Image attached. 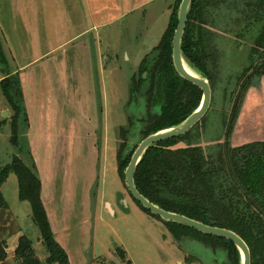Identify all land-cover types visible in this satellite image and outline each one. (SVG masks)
I'll use <instances>...</instances> for the list:
<instances>
[{
    "label": "rangeland",
    "instance_id": "obj_1",
    "mask_svg": "<svg viewBox=\"0 0 264 264\" xmlns=\"http://www.w3.org/2000/svg\"><path fill=\"white\" fill-rule=\"evenodd\" d=\"M175 2L0 0V78L19 79L28 118L22 141L29 146L52 232L69 264H186L178 245L203 262L212 256L197 241L174 242L161 222L134 203L117 172V133L126 125L130 78L158 45ZM234 15L214 30L215 90L204 123L192 131L200 133L203 148L225 141L233 97L240 94L237 85L249 66V47L236 39ZM248 80L231 126L233 147L256 141L245 134L246 127L259 130L264 93L258 92L261 81L253 87ZM11 116L0 87V166L16 154L9 143ZM130 144L138 146L136 135ZM1 193L7 208L0 210V236L10 257L2 264H14L12 247L23 235L44 262L46 249L29 204L18 200L14 175Z\"/></svg>",
    "mask_w": 264,
    "mask_h": 264
},
{
    "label": "trees",
    "instance_id": "obj_2",
    "mask_svg": "<svg viewBox=\"0 0 264 264\" xmlns=\"http://www.w3.org/2000/svg\"><path fill=\"white\" fill-rule=\"evenodd\" d=\"M181 1L174 3L168 26L158 45L142 59L137 75L130 78L128 101L124 107L126 125L117 133L116 162L121 180H124V171L137 147H131L132 134L140 143L151 134L179 125L200 105L201 91L181 79L172 63V40ZM223 13L225 15L220 16ZM232 14L235 15L230 20L238 27L236 39L249 47V66L243 72L246 77L237 85L241 88L240 94L233 97L230 124L223 135L225 141L205 148L198 145L200 133L196 135L192 131L204 123L205 116L188 134L151 147L137 167L134 185L145 199L164 211L235 233L248 246L251 264H264V141L236 147L228 141L248 79L264 74V0H192L181 53L185 63L208 80L212 95L219 68V55L213 42L214 30ZM3 61L0 50V63ZM0 87L12 111L9 143L16 152L8 164L0 166V210L7 208L1 187L10 175H14L18 184V200L29 204L31 221L38 229L47 252L45 261L41 262L31 240L23 235L13 250V262L69 264L66 252L52 232L41 199V181L29 146L22 141L28 118L19 79L7 77L0 81ZM178 144L185 146L177 147ZM134 203L161 222L177 244L189 239L211 251L210 260L203 262L185 253L178 245L186 254V264H240L238 251L231 242L164 223L151 216L139 203ZM7 249L6 240L0 236V264L8 258ZM118 254L125 260L122 250Z\"/></svg>",
    "mask_w": 264,
    "mask_h": 264
},
{
    "label": "water",
    "instance_id": "obj_3",
    "mask_svg": "<svg viewBox=\"0 0 264 264\" xmlns=\"http://www.w3.org/2000/svg\"><path fill=\"white\" fill-rule=\"evenodd\" d=\"M191 2L192 0H182L179 5L177 13V26L172 40V63L175 72L181 79L195 86L201 91L202 96L200 105L187 119H185L179 125L151 134L138 144L137 148L134 150L131 156L127 168L125 169L124 184L131 198L137 203H139L140 206L145 211L149 212L151 216L160 219L164 223H172L189 228L204 236L229 241L235 246L238 251L240 264H251L249 248L238 235L226 229L205 225L198 221L189 219L185 216L164 211L156 205L150 203L147 199H145L137 191L134 185V176L137 167L141 162L142 158L144 157L145 153L151 147L160 142L179 138L188 134L197 124L201 122V120L206 116L210 108L211 88L208 80L195 73L193 70L192 71L194 73L189 72L186 67L187 64L185 63L181 53V42ZM145 77L146 73L143 74V78ZM259 80L260 79L258 77L254 78L251 82V85L255 86V84L258 83ZM4 115L6 117L8 113L5 112Z\"/></svg>",
    "mask_w": 264,
    "mask_h": 264
},
{
    "label": "crops",
    "instance_id": "obj_4",
    "mask_svg": "<svg viewBox=\"0 0 264 264\" xmlns=\"http://www.w3.org/2000/svg\"><path fill=\"white\" fill-rule=\"evenodd\" d=\"M16 73H18V72H11L10 74L13 75V74H16ZM5 78H7V75L4 76V77H1L0 78V81H2ZM260 81H261V85L259 86V91L258 92L261 95L262 93H264V76L261 77ZM255 91H257V90H255ZM259 113L261 115V117L259 118V124H258V126H259L258 129L259 130L257 131L253 127V125H251L249 127H246V130H245V134L253 137L256 140V141H252V142H263L264 141V104L263 105L262 104L260 105ZM255 134L258 135V136H256ZM248 143H251V142H248ZM55 240H56V238H55ZM12 248H15V246L13 245ZM12 253H13V251H12ZM8 258H10V257L8 256ZM8 258H7V260H8ZM11 258L13 259V256Z\"/></svg>",
    "mask_w": 264,
    "mask_h": 264
},
{
    "label": "bare ground",
    "instance_id": "obj_5",
    "mask_svg": "<svg viewBox=\"0 0 264 264\" xmlns=\"http://www.w3.org/2000/svg\"><path fill=\"white\" fill-rule=\"evenodd\" d=\"M186 67H187V70H188L189 72L194 73V72L192 71V69L189 68L187 65H186Z\"/></svg>",
    "mask_w": 264,
    "mask_h": 264
},
{
    "label": "flooded vegetation",
    "instance_id": "obj_6",
    "mask_svg": "<svg viewBox=\"0 0 264 264\" xmlns=\"http://www.w3.org/2000/svg\"><path fill=\"white\" fill-rule=\"evenodd\" d=\"M262 77V76H261ZM249 78V77H248ZM254 78H257V77H254ZM254 78H252V80L254 79ZM259 79H261L260 77H258ZM252 80H251V82H252ZM260 81V80H259ZM254 87V86H253Z\"/></svg>",
    "mask_w": 264,
    "mask_h": 264
}]
</instances>
